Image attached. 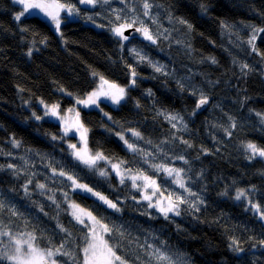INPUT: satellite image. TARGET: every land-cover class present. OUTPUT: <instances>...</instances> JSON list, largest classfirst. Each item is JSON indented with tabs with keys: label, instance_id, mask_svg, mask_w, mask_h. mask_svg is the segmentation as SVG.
<instances>
[{
	"label": "trees",
	"instance_id": "trees-1",
	"mask_svg": "<svg viewBox=\"0 0 264 264\" xmlns=\"http://www.w3.org/2000/svg\"><path fill=\"white\" fill-rule=\"evenodd\" d=\"M60 2L73 4L79 15L60 24L58 35L55 23L38 16L17 21L23 6L0 0V229L34 235L42 249L64 243L62 251L72 256H57L58 262L77 264L87 229L75 221L74 203L113 230L109 242L126 264H154L156 251L169 264H264V223L252 210L253 204L264 210V158L251 157L246 148L264 149V31L254 32L264 29V0H149L155 23L142 15L143 0H99L95 7ZM134 15L145 21L155 44L141 32L127 41L112 32ZM133 49L163 65L167 75ZM93 72L127 94L117 108L100 103L81 111L90 151L124 161L123 168L155 178L161 189L177 186L151 165L184 169L186 186L196 193L188 201L201 198L198 211L181 204L178 215L165 218L142 201V189L130 179L120 183L109 163L98 161L108 171L103 177L72 156L70 137L59 122L44 118L40 102L72 107L73 97L99 84ZM202 95L208 102L199 108ZM168 115L183 119L173 128ZM68 175L119 211L75 191ZM240 190L249 201L235 199Z\"/></svg>",
	"mask_w": 264,
	"mask_h": 264
},
{
	"label": "snow or ice",
	"instance_id": "snow-or-ice-1",
	"mask_svg": "<svg viewBox=\"0 0 264 264\" xmlns=\"http://www.w3.org/2000/svg\"><path fill=\"white\" fill-rule=\"evenodd\" d=\"M16 3L23 5V10L16 15L15 19L19 21L22 16L25 15L29 11V9H38L44 13L46 17L51 19L55 25L57 31L60 29V13L61 11H65L68 15H79V10L75 8L73 4L61 3L60 0H15ZM81 4H87L95 7L99 0H79ZM104 3H107L108 0H103ZM123 2V0H122ZM143 12L142 15L144 17H148L153 20L155 23V19L151 16V7L152 5L149 3V0H143ZM133 11H135L133 9ZM117 21H121V17L119 15L116 16ZM181 23H186L185 21H180ZM138 25V26H137ZM135 27V31L141 32L145 39L151 41V43L155 44L157 42V38H154V34L150 31L149 27L145 23L144 20L140 19L139 15H134L130 20H124L121 23H118L111 30L115 34V36L121 38V40L127 41L129 36H125V30L129 28ZM189 27H191L189 25ZM256 31H264V29H254ZM256 39L255 34L252 36L249 41L252 44ZM140 59V61L147 62L154 71L158 73H162L167 75L164 71V66L159 63H153L151 60L147 59L146 54L141 55L135 49L132 50ZM253 51H256L255 46L253 44ZM32 51L29 49L28 55L31 56ZM242 67L246 68L247 65H243ZM94 76H99V86L96 90L92 91L85 100H77V103H83L85 106L88 105H96L99 107L97 101L103 97L107 100H111L113 104H120L122 100L125 99L126 89L124 87L119 86L116 83L110 82L105 79L102 75L93 72ZM133 80L132 84H135V76L136 72L133 70L131 73ZM151 95V93L149 92ZM208 102L206 96H201L199 100L200 105L206 104ZM43 103V101H41ZM45 115H51L55 117H59L58 105H46ZM69 111H72L71 109ZM35 115V114H34ZM107 115V114H105ZM163 115V113H161ZM77 120L74 124L69 125L67 121H65V135L68 134V131L75 127V129L80 132V139L84 143V147L81 149H77L76 144H69V148L73 149L72 155L79 161L81 164L85 165L90 169H95L99 172L100 176L107 177L108 171L99 168L98 161H105L111 165L112 171L116 173V176L119 177L120 183H124L125 178L130 179L132 181L133 188L143 189V199L148 202L149 207H155L159 212H161L165 218H167L169 212H174L175 214H179L178 208L181 204H188L189 207L199 210L195 203L188 201L187 197L183 195V193H174L167 192V189L161 190V187L157 185L156 180L151 178L148 175H145L143 172H138L136 174H132L131 168L122 169V165L125 163L124 161H120L119 163H112L111 160L106 157L103 153L96 152L95 154L91 153L87 149V140L86 133L87 129L84 127L82 123L79 122V113H76ZM41 117L37 116L36 119H40ZM167 119L172 123V127L176 128L177 123L182 121V117H178L176 115H168ZM186 128V125H184ZM133 135L136 137H140L139 132L133 131ZM55 139V137H53ZM121 140H124V136L120 137ZM128 148L132 151H137V149L133 146V144L128 143L127 140L124 141ZM149 143H151L149 141ZM181 143L186 144L188 147H192V145L187 141L181 139ZM14 147H19L18 141H13ZM247 149L250 150L253 155L258 154L260 157H264V149H258L256 145L249 143ZM150 155V154H146ZM180 160H183L184 163H187V160H184L183 156L177 157ZM147 162V160H145ZM9 168L13 166L8 165ZM156 171H163L166 173L168 177L172 178V182L177 185L179 189H182L183 192H187L189 196H195L196 193L191 192L190 188L186 186V182L183 178L184 169L182 168H173L168 167L164 164L151 165ZM53 173L56 174L55 169ZM127 173V177L126 174ZM59 175L65 176L66 174L63 171L59 172ZM67 179L72 182V184L83 191L91 192L93 195L97 196L98 199L103 201L108 207L119 211L117 208V204L113 203L111 200H108L105 196L100 195L99 193L93 192L91 188L87 185L79 184L73 176L68 175ZM137 181H142V184H137ZM31 181H29L30 183ZM37 187L40 189H44V184H38ZM151 188L152 191L149 194L147 190ZM27 191V188H26ZM167 192V195H165ZM226 194V193H225ZM67 195V194H65ZM245 196V191L240 190L236 193L235 199L240 200ZM155 198V200H154ZM197 202H199V197H197ZM2 207V205H0ZM70 207L74 209L72 215L76 219V221L83 225L87 231L84 233L83 245L81 247L82 260L77 261V264H126V261L122 259L121 255L117 254V250L114 244L109 241L112 238V229L109 226L102 222V218L98 219L96 216L92 214V212L87 211L84 208H80L79 205L74 203L70 204ZM252 207L260 212L261 209L259 205L253 204ZM261 218L264 219V212L261 213ZM63 230V229H62ZM108 236V239L105 236ZM0 236L8 237V243L4 245L3 248H0V262L9 261L11 264H60L56 259H53L55 256H72V254L68 251H62L65 248V244L61 243L59 247L55 248H40L39 245L35 244L34 241L36 237L34 235L29 234L28 239L20 240L17 236H13L7 231H0ZM0 243H3L0 240ZM237 241L233 240V244L237 245ZM264 244V241H261ZM11 245V248H9ZM237 250H242L237 247ZM157 261L160 264H164L167 260V257L163 255V253L156 251L154 253ZM74 261H76V257H72Z\"/></svg>",
	"mask_w": 264,
	"mask_h": 264
},
{
	"label": "rangeland",
	"instance_id": "rangeland-1",
	"mask_svg": "<svg viewBox=\"0 0 264 264\" xmlns=\"http://www.w3.org/2000/svg\"><path fill=\"white\" fill-rule=\"evenodd\" d=\"M16 5H18V6H20V7H22L23 5L22 4H18V3H16L15 2V0H12ZM86 5V4H85ZM22 9H23V7H22ZM29 15H31V16H38V17H40V18H42V19H44L45 21H47V22H49L50 24H52V23H54L51 19H49L48 17H46L45 15H44V13L43 12H41L40 10H38V9H29V11L27 12ZM26 14V13H25ZM60 15H62V16H60V19H61V25L63 24V23H65V22H67V21H70V20H72V19H76L77 18V15H75V14H73V15H68V13L67 12H65V11H61V13H60ZM60 25V26H61ZM56 33L58 34V35H61V28L59 29V31H57V29H56ZM142 36V35H141ZM143 38H144V36H143ZM114 83V82H113ZM99 86V84L96 86V88ZM120 86V85H119ZM121 87H123V86H121ZM96 88L94 89V90H96ZM125 89H126V94H127V88L126 87H124ZM93 90V91H94ZM91 93V92H90ZM89 94H87L86 96H83V97H80V98H78V97H73V95H68V97H70L71 98V96L74 98V105L72 106V107H67V108H62L61 107V105L60 104H55V105H58L59 106V108H58V112H59V117H55V116H51V115H45V111H46V105H48V104H45L44 102L43 103H41V105H42V107L44 108V118H49V119H53V120H56L57 122H59L60 123V125H61V127L63 128V131H64V129H65V121H67L68 122V124L69 125H72V124H74L75 122H76V120H77V116H76V113H79V117H78V119H79V122L80 123H82L83 124V122H82V119H81V111L83 110V109H98L99 107H100V103H106V104H108V105H110L111 107H113V108H117L124 100H122L121 102H120V104H113L112 103V101L111 100H107V99H105V98H103V97H101L98 101H97V103L99 104V107H97L96 105H88V106H85L83 103H80V104H78L77 103V100L79 99V100H85V99H87V96H88ZM126 96V95H125ZM48 106H51V105H48ZM72 110V111H69V110ZM84 125V124H83ZM85 127V126H84ZM86 128V127H85ZM66 137H70V139H71V142H69V144H76L77 145V149H81V148H83L84 147V143L81 141V139H80V132H78L76 129H75V127H72L69 131H68V134L67 135H65ZM86 140H87V149L90 151V149H89V147H88V130H87V133H86ZM69 144H68V147H69ZM249 143H247L246 144V146L248 145ZM255 145V144H254ZM247 148V147H246ZM258 148V147H257ZM259 149V148H258ZM248 150V149H247ZM70 151H71V154H72V152H73V149H71L70 148ZM249 151V153H250V156L251 157H253V158H257V157H259V158H264V157H260L258 154H256V155H253V153L250 151V150H248ZM91 152V151H90ZM92 153V152H91ZM94 154V153H93ZM73 156V155H72ZM74 157V156H73ZM75 158V157H74ZM76 159V158H75ZM122 169H124L123 167H122ZM115 173V172H114ZM116 174V173H115ZM133 174V173H132ZM126 175V177H127V173L125 174ZM119 178V177H118ZM153 179H155V178H153ZM156 180V179H155ZM78 182V181H77ZM138 182H140L139 184H142L143 182L142 181H138ZM79 184H82V183H80V182H78ZM156 183H157V185H158V182L156 181ZM83 185H85V184H83ZM72 186H73V189L75 190V191H79V192H81V193H83V194H86V195H88V196H90V197H92V198H94L95 200H97V201H99L101 204H103L104 206H106V207H108L103 201H101L100 199H98V197L97 196H95V195H93L91 192H86V191H83V190H81V189H79V188H76L73 184H72ZM177 186V185H176ZM89 187V186H88ZM89 188H91V187H89ZM92 189V188H91ZM165 189H167V192H174V193H177V194H179V193H183V195L185 196V197H187V200H188V198L189 197H191V196H189L188 195V193L187 192H183V190L182 189H179L178 187H176V188H170V187H166ZM93 190V189H92ZM162 191L164 190V189H161ZM151 191H152V189L151 188H149L148 190H147V192L150 194L151 193ZM93 192H96V191H94L93 190ZM167 192H165V195H167ZM96 193H98V192H96ZM142 193H143V189H142ZM100 194V193H99ZM100 195H102V194H100ZM104 196V195H103ZM106 197V196H105ZM245 197H246V202L247 201H249L248 200V198L250 197L248 194H246L245 193ZM107 198V197H106ZM108 199V198H107ZM109 200V199H108ZM154 200H155V198H154ZM142 201H144V202H146V203H148L147 201H145L144 199H143V195H142ZM201 202V198L199 197V202H197V197H195L194 198V200H193V203H195L196 205H198L199 203ZM250 203V202H249ZM81 208V207H80ZM108 208H110V207H108ZM152 208H154L156 211H158L155 207H152ZM110 209H112V208H110ZM252 210H253V212L257 215V217H258V219L259 220H261L263 223H264V219H262L261 218V213L262 212H264V210H261L260 212H257L253 207H252ZM73 211H74V209L72 208V213H73ZM88 211V210H87ZM159 212V211H158ZM171 214H174V212H169L168 213V215H171ZM74 217V216H73ZM75 219V218H74ZM75 221H76V219H75ZM0 231H3L2 229H0ZM5 231V230H4ZM7 232H9V231H7ZM10 234H12L13 236H17L20 240H24V239H28L29 238V234H27V233H22V234H14V233H12V232H9ZM105 238L107 239V235L105 236ZM0 240H2L3 241V243H0L1 244V246H2V248L4 247V245L5 244H7L8 243V237H6V236H0ZM34 243H35V241H34ZM36 244V243H35ZM9 248H11V245H9ZM53 259H56L57 260V256H55V257H53ZM152 259H153V262H154V264H160V262L159 261H157V259H156V256L154 255V254H152ZM58 261V260H57ZM8 263H10L11 264V262H9V261H7ZM169 262H170V260H166L165 262H164V264H169ZM61 264V263H60Z\"/></svg>",
	"mask_w": 264,
	"mask_h": 264
},
{
	"label": "water",
	"instance_id": "water-1",
	"mask_svg": "<svg viewBox=\"0 0 264 264\" xmlns=\"http://www.w3.org/2000/svg\"><path fill=\"white\" fill-rule=\"evenodd\" d=\"M54 27H56V25L54 24ZM126 36H137V35H139L140 34V32H137V31H135V28H129V29H127V30H125V33H124ZM204 105H206V104H203V105H200L199 106V108H203L204 107ZM123 143V142H122Z\"/></svg>",
	"mask_w": 264,
	"mask_h": 264
},
{
	"label": "bare ground",
	"instance_id": "bare-ground-1",
	"mask_svg": "<svg viewBox=\"0 0 264 264\" xmlns=\"http://www.w3.org/2000/svg\"><path fill=\"white\" fill-rule=\"evenodd\" d=\"M255 8H256V6H252V5H250L248 9H249V10H255ZM252 12H253V11H252ZM252 12H251V13H252ZM251 13H250V14H251ZM26 14L28 15V13H26ZM250 14H249V15H250ZM249 15H248V16H249ZM54 28H56V27H54ZM95 88H96V86H95L92 90H90L87 94H90V92H92ZM87 94H85L84 96H86ZM254 214H255V213H254ZM256 217H257V215H256ZM257 218H258V217H257Z\"/></svg>",
	"mask_w": 264,
	"mask_h": 264
}]
</instances>
